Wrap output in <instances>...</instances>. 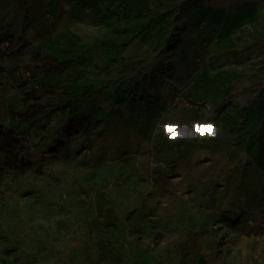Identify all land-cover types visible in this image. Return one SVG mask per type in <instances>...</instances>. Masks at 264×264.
Listing matches in <instances>:
<instances>
[{
  "label": "rangeland",
  "instance_id": "374dc122",
  "mask_svg": "<svg viewBox=\"0 0 264 264\" xmlns=\"http://www.w3.org/2000/svg\"><path fill=\"white\" fill-rule=\"evenodd\" d=\"M159 1L114 0L94 34L69 44L52 30L64 1L0 0V125L21 141L16 166L0 155V264H67L61 250L79 233L71 230L85 213L79 199L95 190L113 192L119 210L107 227L119 259L102 264H264V229L234 217L264 201L216 206L214 226L203 228L176 196L153 198L161 175L141 183L133 161L119 156L126 123L98 107L100 94L114 105L163 100L152 88L168 82L175 54L197 33L189 11L206 0L154 11ZM75 2L70 12L92 10L90 0ZM38 23L46 28L33 40ZM165 177L174 180V170Z\"/></svg>",
  "mask_w": 264,
  "mask_h": 264
},
{
  "label": "crops",
  "instance_id": "0c3cea01",
  "mask_svg": "<svg viewBox=\"0 0 264 264\" xmlns=\"http://www.w3.org/2000/svg\"><path fill=\"white\" fill-rule=\"evenodd\" d=\"M62 1L53 15L52 30L57 39L69 44L94 34L114 4L110 0L103 10L97 0H90L92 10L78 7L70 12L78 4L76 0ZM168 1L160 0L154 11ZM189 15L196 36L175 54L168 82L152 88L158 86L153 94L163 95L162 101L148 105L125 100L114 105L106 94L97 100L98 107L109 109L114 122L117 117L126 123V134H116L119 156L133 161L141 183L161 175L158 184L150 187L153 198L176 196L184 206L192 207L196 223H206L201 226L208 228L218 218L213 210L216 206L241 208L264 201V0H206L190 9ZM45 28L41 23L32 24V39ZM91 28L94 31L86 35ZM179 57L185 62L180 63ZM169 168L175 174L171 181L165 177ZM166 186L172 194L164 190ZM88 189L85 185L84 190ZM97 193L110 198L116 213L104 220V230L95 222ZM91 196L79 199L85 213L71 228L79 233H71L67 249L61 250L67 264L108 261L100 240L104 236L114 243L107 238V227L118 221V205L108 190H95ZM162 220L166 223L168 218ZM115 247L116 243L112 249Z\"/></svg>",
  "mask_w": 264,
  "mask_h": 264
},
{
  "label": "bare ground",
  "instance_id": "6f19581e",
  "mask_svg": "<svg viewBox=\"0 0 264 264\" xmlns=\"http://www.w3.org/2000/svg\"><path fill=\"white\" fill-rule=\"evenodd\" d=\"M109 2L110 0H97V3L103 10H107L109 6ZM93 31L94 29L91 28L89 31L86 32V35L92 33ZM182 53H186V52H182ZM178 60L180 63L185 62V59L183 57H179ZM155 88L156 90H153V91L158 92L157 85H155ZM95 200H96V205L98 207V212H97V217H96L95 222H96V225L99 227V229L104 230V227L106 225L104 223V220H108L111 216H115L116 213L111 204L110 198L107 197L105 194L97 193L95 196ZM194 207L200 208V206H198L197 204H195ZM100 243H101L100 248H101L103 257H106L108 261H111V262H114L116 259H119L118 254L114 251V249H112V246L114 245V243L107 241L104 236L100 240Z\"/></svg>",
  "mask_w": 264,
  "mask_h": 264
},
{
  "label": "trees",
  "instance_id": "16d2710c",
  "mask_svg": "<svg viewBox=\"0 0 264 264\" xmlns=\"http://www.w3.org/2000/svg\"><path fill=\"white\" fill-rule=\"evenodd\" d=\"M21 149V141L17 137L12 135V132L6 129L3 125H0V155L8 157L6 162L7 167H13L17 165V151ZM30 166L29 163L26 165Z\"/></svg>",
  "mask_w": 264,
  "mask_h": 264
},
{
  "label": "built area",
  "instance_id": "2783aa9c",
  "mask_svg": "<svg viewBox=\"0 0 264 264\" xmlns=\"http://www.w3.org/2000/svg\"><path fill=\"white\" fill-rule=\"evenodd\" d=\"M30 76V73H28V77ZM245 211L241 210L234 217L236 218H245L249 221L251 225H254L256 227H260L264 229V209L257 211V213H254L252 215H245Z\"/></svg>",
  "mask_w": 264,
  "mask_h": 264
}]
</instances>
